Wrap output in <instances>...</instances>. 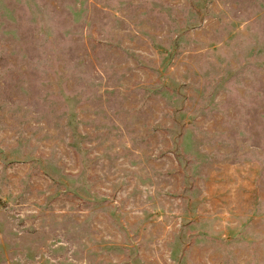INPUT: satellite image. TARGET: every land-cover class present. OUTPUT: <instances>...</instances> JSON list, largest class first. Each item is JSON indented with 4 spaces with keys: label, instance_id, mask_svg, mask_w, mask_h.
I'll return each mask as SVG.
<instances>
[{
    "label": "rangeland",
    "instance_id": "obj_1",
    "mask_svg": "<svg viewBox=\"0 0 264 264\" xmlns=\"http://www.w3.org/2000/svg\"><path fill=\"white\" fill-rule=\"evenodd\" d=\"M0 264H264V0H0Z\"/></svg>",
    "mask_w": 264,
    "mask_h": 264
}]
</instances>
